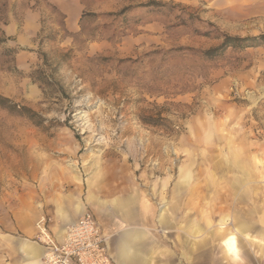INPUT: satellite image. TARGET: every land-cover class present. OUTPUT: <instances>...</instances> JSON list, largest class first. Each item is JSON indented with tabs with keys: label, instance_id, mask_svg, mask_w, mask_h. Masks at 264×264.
<instances>
[{
	"label": "rangeland",
	"instance_id": "obj_1",
	"mask_svg": "<svg viewBox=\"0 0 264 264\" xmlns=\"http://www.w3.org/2000/svg\"><path fill=\"white\" fill-rule=\"evenodd\" d=\"M228 35L256 39L205 54ZM0 95L21 110L0 105V264H25L21 240L40 244L43 219L54 233L65 197L91 209L89 193L131 200L146 221L128 229L157 241L146 264H264L258 247L241 241L235 260L223 245L264 226L222 227L193 257L179 242L240 196L218 160L236 157L229 169L250 176L237 206L264 218V0H0Z\"/></svg>",
	"mask_w": 264,
	"mask_h": 264
},
{
	"label": "crops",
	"instance_id": "obj_2",
	"mask_svg": "<svg viewBox=\"0 0 264 264\" xmlns=\"http://www.w3.org/2000/svg\"><path fill=\"white\" fill-rule=\"evenodd\" d=\"M228 158L226 161L218 160L213 162L212 168H215L217 172L228 174V172H233V175H230L228 179L229 185V193L232 195L234 189H240V196L235 197L232 200V204L230 203L228 206H215L214 209L205 216L206 225H201L197 222L195 217L190 218L192 222H190L192 230L186 229L185 233H188L191 236V239L182 240L179 239L180 246L182 251L185 254V257H193L195 250H201L204 252L209 247L211 242H222L225 232L222 227L227 226H239L245 227L247 226H264V218H255L254 221L249 219V215L252 214L257 208L251 206L249 208L238 207L237 203L241 201H249V174L241 173L238 175L235 171L229 169V164L236 162L235 159ZM225 165H222V164ZM225 167L227 169H225ZM183 171V180L185 185V190L192 189L190 193L192 194V198L197 199H204L206 192H193V186L199 185L196 184L198 179L195 183L191 182V172L189 170H182ZM227 171V172H225ZM245 180V181H244ZM211 184H215L214 181L212 183H206L204 186L205 188L211 187ZM246 189L248 193H242V190ZM235 194V193H234ZM68 196V195H67ZM226 196L223 194L218 197V199H224ZM229 199V198H228ZM111 200V199H110ZM106 197L98 198L94 193H89L87 196V201L91 205V209L88 206H85L82 202L80 196H69L62 199L61 202L58 203V207L56 210V214L61 221L58 225L57 229L55 230V235L58 240H62L65 233H66V226H70L77 222L79 217L86 211L91 210L96 217L99 219L101 224L103 225L104 229H112L110 231L109 236L116 237V242L114 245V254L117 262L119 264H125L122 262L120 257V252L122 247L125 245L129 246V252L135 258H153L155 255L152 254L153 247H155L157 241L151 235V233L147 230V228H137V229H128L132 224V226H145L146 219H139V215L137 213H133L130 205L131 200L124 201L121 198H116L110 201ZM63 201V202H62ZM167 208L162 209L160 213V222L162 224H167L169 221L167 220L166 214ZM233 212L232 216L230 212ZM244 212V213H243ZM79 216V217H78ZM78 217V218H77ZM218 218L217 223L214 221ZM140 221H139V220ZM186 220H189V216L187 215ZM253 221V222H252ZM115 222L125 223L123 226L119 227V229H115ZM140 225H139V223ZM106 227V228H105ZM237 231L227 233L223 245L226 249V240L232 234L236 233L238 236V243L241 252V245L240 242L242 241L244 245H249L258 247V249L264 250V234L257 233L256 235H252L246 229H236ZM106 231V230H105ZM107 233V232H106ZM20 249L23 252L24 258L26 263L25 264H41V259L43 256L44 248L41 244H38L35 241H31L30 239H22L20 242ZM111 251V245H110ZM228 253V252H227ZM241 257V254H240ZM132 264H141L139 261L134 262Z\"/></svg>",
	"mask_w": 264,
	"mask_h": 264
},
{
	"label": "built area",
	"instance_id": "obj_3",
	"mask_svg": "<svg viewBox=\"0 0 264 264\" xmlns=\"http://www.w3.org/2000/svg\"><path fill=\"white\" fill-rule=\"evenodd\" d=\"M38 242L45 250L41 264H115L110 236L91 210L67 227L62 240L41 220Z\"/></svg>",
	"mask_w": 264,
	"mask_h": 264
},
{
	"label": "trees",
	"instance_id": "obj_4",
	"mask_svg": "<svg viewBox=\"0 0 264 264\" xmlns=\"http://www.w3.org/2000/svg\"><path fill=\"white\" fill-rule=\"evenodd\" d=\"M254 39H256V38L255 37H253V38L248 37L247 38V37L228 35L225 37L224 41L220 45L206 50L205 54L209 57H215V56L219 55L220 53H222L223 51H225L230 46H234V47L252 46L253 42H251V41H253ZM0 105H2L3 107H6L8 109L15 110V111H18L19 113H21V110H17L18 104L8 97H4V96L0 95Z\"/></svg>",
	"mask_w": 264,
	"mask_h": 264
},
{
	"label": "bare ground",
	"instance_id": "obj_5",
	"mask_svg": "<svg viewBox=\"0 0 264 264\" xmlns=\"http://www.w3.org/2000/svg\"><path fill=\"white\" fill-rule=\"evenodd\" d=\"M226 249L228 254L235 260L240 258V247L238 243V236L236 233H232L226 240ZM130 248L129 246L125 245L122 247L120 252V257L123 263L125 264H132L134 262L139 261L141 264H146L147 258H135L131 253L129 252ZM45 252V250H44ZM43 252V255H44ZM43 258V256H42ZM42 262V259H41Z\"/></svg>",
	"mask_w": 264,
	"mask_h": 264
}]
</instances>
